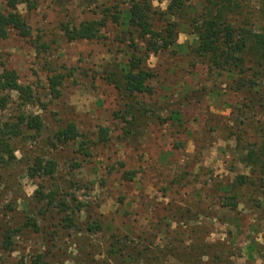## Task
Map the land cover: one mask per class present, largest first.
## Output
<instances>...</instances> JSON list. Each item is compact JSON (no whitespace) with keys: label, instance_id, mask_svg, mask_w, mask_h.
<instances>
[{"label":"rangeland","instance_id":"rangeland-1","mask_svg":"<svg viewBox=\"0 0 264 264\" xmlns=\"http://www.w3.org/2000/svg\"><path fill=\"white\" fill-rule=\"evenodd\" d=\"M150 3L159 29L167 3ZM131 4L30 0L16 8L29 35L23 38L11 27L0 39V72L14 71L33 95V102L23 105L16 93L0 92V129L20 115L42 122L40 131L22 127L21 135L9 140L13 159L0 154V264H29L42 253L48 264H119L121 258L109 260L106 253L115 240L111 236L121 239L126 252L146 249V256L161 264L258 260L254 252L251 263L244 261V243L264 239V173L247 166L245 158L258 147L264 126L262 109L252 104L263 103L264 87L250 94L246 84L236 89V76L210 69L195 51V13H190L175 18L180 26L174 45L146 60L154 76L152 94L124 96L108 78L113 73L120 79L133 49L126 16ZM244 8L252 17L256 5ZM0 11H8L3 0ZM118 12L123 25L114 23ZM100 20L106 25L97 40L65 37L66 30ZM136 44L143 50L141 41ZM53 77L61 78L58 97L50 90ZM69 123L77 138L57 143L55 132ZM37 158L55 163L51 177L27 176ZM239 176L248 177L250 185L234 190L233 210L225 207V198ZM39 188L68 203L74 229L57 226L62 218L57 203L38 200ZM28 218L38 220L40 232L24 227ZM5 232L9 250L2 246Z\"/></svg>","mask_w":264,"mask_h":264},{"label":"trees","instance_id":"trees-1","mask_svg":"<svg viewBox=\"0 0 264 264\" xmlns=\"http://www.w3.org/2000/svg\"><path fill=\"white\" fill-rule=\"evenodd\" d=\"M3 1H5L8 11H0V39L6 36L7 30L11 27L16 29L21 37L26 38L29 35V28L16 8L19 4H30V0ZM162 1L167 3L166 11L164 12L167 19L164 18V26L157 29L155 27L157 17L155 11L152 10L150 0H131L132 4L126 16L128 17L127 26L132 29L134 34L130 38L133 43V49L126 64L120 68V79L113 78V73L108 78L115 89L123 92L124 96L128 98H133L138 94L151 95L153 90L149 82L154 76L145 66L147 58L150 54L155 55L174 45L177 30L180 26L175 21V18L186 19L185 17H188L190 13H195L192 14L191 22L195 24L194 34L198 39V46L195 49L197 55L207 60L210 69L224 71L231 76H236V89L242 90L246 84L249 86L247 91L250 94L252 91L258 92L262 90L264 87V0H205L203 3L200 0ZM248 3L256 5L254 13L252 12V17H247L243 13L245 5L247 8ZM240 16L242 17L241 21L238 19ZM113 19L114 23L123 25V18L120 12ZM105 25L106 22L104 20L85 23L78 29L66 30L65 37L70 42L97 40L100 37V31ZM136 40L142 42L143 50L138 48ZM246 77L249 78L248 81H245ZM60 80L61 78L59 77H53L50 80V90L55 97L59 96L58 87ZM5 91L16 93L18 100L23 105L33 102L30 87L20 85L17 74L14 71L2 69L0 72V92ZM260 101L263 103L258 106L252 103L253 108H261L264 113V98H261ZM1 102L2 105L5 104V100H1ZM22 127L28 130L40 131L42 122L37 116L27 117L20 115L16 123L4 125L0 129V154L8 155L10 159H13L9 140L20 136ZM259 129L260 139L258 147L248 152L245 160L247 166L252 169L259 168L264 173V126ZM76 131L75 125L69 123L62 129L57 130L53 137L57 143L66 144L77 138ZM107 137L106 130L101 129L100 141L105 142ZM2 159L3 157L0 156L1 161ZM55 170L56 166L53 161L43 162V159L37 158L33 166L27 168V176L31 179L36 176L51 177ZM262 181L264 182V178ZM248 185H250L248 177H237L230 189L232 196L225 198V207L236 209L237 203L234 200L237 194L234 190H239ZM261 191V195L264 197V187L261 188ZM36 194L38 200L49 199L56 201L58 213L62 214V218L57 222L58 227L71 230L75 228V219L71 216L72 210L66 201L57 200L52 192L45 195L41 188L37 189ZM79 206L80 204L76 205L77 208ZM49 211L50 209H47L45 213ZM24 227L31 228L36 233L41 231V226L36 218H28ZM9 237L10 235L5 232L2 246L6 250L10 249L12 243ZM111 237L115 240L111 243V248L106 252L109 260H114L117 257L121 258L119 264H161L158 259L146 256L145 252H148L146 249L145 251H137L136 255H134V251L126 252V249H123L119 242L121 239H117V236ZM259 246L258 243L251 242L246 247L248 252L247 263L253 261V253ZM46 254L36 255L29 264H48ZM240 258H242V255H240ZM106 263L108 264V262ZM17 264L27 263L20 261ZM230 264H233V262L231 261Z\"/></svg>","mask_w":264,"mask_h":264},{"label":"crops","instance_id":"crops-1","mask_svg":"<svg viewBox=\"0 0 264 264\" xmlns=\"http://www.w3.org/2000/svg\"><path fill=\"white\" fill-rule=\"evenodd\" d=\"M250 241L251 240H248V242H245L244 243V245L247 247V245H249V243H250ZM257 241V243L260 245V246H262V248H260V249H257L255 252L258 254V257H257V261L255 262V264H264V246H263V242H264V240H262V239H258V240H256ZM256 254V255H257ZM243 256V259L245 258V255L243 254L242 255ZM255 257V256H254ZM244 261H246V258L244 259Z\"/></svg>","mask_w":264,"mask_h":264}]
</instances>
